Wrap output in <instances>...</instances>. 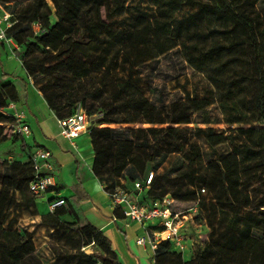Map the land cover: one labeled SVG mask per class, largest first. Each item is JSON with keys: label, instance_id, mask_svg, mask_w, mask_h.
Here are the masks:
<instances>
[{"label": "trees", "instance_id": "16d2710c", "mask_svg": "<svg viewBox=\"0 0 264 264\" xmlns=\"http://www.w3.org/2000/svg\"><path fill=\"white\" fill-rule=\"evenodd\" d=\"M49 1L51 6L46 0H0L13 23L7 36L21 47L17 56L27 76L48 78L38 91L49 109L62 120L79 104L88 116H96V124L138 125L90 128L92 171L104 182V190L114 194L119 179L113 178L124 174L139 204L150 206L167 196V191L153 187V171L147 188L134 189L148 175L140 179L129 162L135 150H143L154 171L175 156L168 171L192 188L182 194L197 196L193 207L197 222L209 229L206 240L189 259L169 241L158 240L154 264H264V13L257 9L260 1L146 0L150 14L120 20L111 19L110 0ZM173 54L207 80L210 96L183 90L182 97L166 103L161 89L154 88L155 97L149 95L137 70ZM89 81L97 82L92 90L84 84ZM18 101L15 85H0V142L6 136L5 126L15 124V118L3 111ZM213 104L221 111L227 135L210 128L195 132L168 128ZM194 135L202 136L212 148L226 146L228 151L204 169L201 149L191 142ZM0 167V264H45L35 254V228L19 230L11 220L4 222L7 211H35L38 197L28 189L34 178L32 163L0 161ZM58 191L53 187L47 193ZM57 199L61 198L52 196L48 202ZM64 202L41 215L36 226L63 231L71 245L60 256L66 264H118L104 232L81 216L75 202ZM122 210L116 206L114 217L122 219ZM65 216L72 222H65ZM88 248L95 250L84 253Z\"/></svg>", "mask_w": 264, "mask_h": 264}, {"label": "rangeland", "instance_id": "374dc122", "mask_svg": "<svg viewBox=\"0 0 264 264\" xmlns=\"http://www.w3.org/2000/svg\"><path fill=\"white\" fill-rule=\"evenodd\" d=\"M20 0H11L16 2ZM258 10L264 13V0H259ZM46 2L51 6L50 1ZM6 10V9H5ZM150 9L147 7L146 0H110L109 13L111 19L120 20L125 17H133L140 14H150ZM37 32L38 27H34ZM15 45L19 50L17 44ZM138 76L141 77V84L149 92L150 96H156L155 89H161L163 92L164 101L166 103L173 99L183 96V90H187L191 93L197 92L198 96L211 95L212 88L207 80L200 74L194 72L191 68L187 67L181 59L173 54L171 56L161 58L158 62L142 67L137 70ZM48 78L41 75L32 78V83L36 89L44 84ZM74 84V83H73ZM86 88L92 90L96 87V83L85 82ZM79 87L78 84H74ZM83 85V84H82ZM80 85V86H82ZM79 104H76L74 109ZM138 125L127 126V125H106V124H90L89 128H135ZM142 127H146L143 125ZM6 136L3 141L0 142V161H29L31 153V143L25 138L17 135L12 125H6ZM171 129H188L195 132L197 129H212L215 133L225 132L227 135V127L222 121V114L218 105H210L207 109L192 115L191 118L180 121L178 124L168 126ZM191 142L197 144L202 152L203 156V168L207 166L212 160H217L219 156L225 154L228 151L226 146H218L216 148L210 147L202 136L194 135ZM175 156H171L158 170L154 171L152 163L149 162L150 158L143 150H135L134 155L131 158L129 164H131L139 178H143L149 175L151 171L154 173L153 187L155 190H165L168 192L167 197L172 200V209L176 213L186 215V219L183 220V227L181 229L185 239V252L184 258L189 259L198 247H200L204 240L208 236L209 229L204 222H197L196 213L190 211V209L197 203L196 195L182 194L192 190L188 186L186 180L176 177L173 173L169 172V168L174 165L172 161ZM178 162H181L179 160ZM175 162V165L179 163ZM1 169V167H0ZM113 179H119V188L114 190L115 193H122L128 191V198L131 200L133 192H131L130 183L124 174H120L118 177ZM111 179V180H113ZM104 182H102V185ZM38 198L35 201L34 210H18L9 214L6 213L5 224L11 220L12 227L21 229H27L31 231L35 228L34 234V245L36 256L45 264H66V261L60 256L65 252H69L71 245L67 244L63 231H53L45 227H37L36 224L39 219L36 220L34 214H39L37 209V203L40 202ZM43 201V200H42ZM45 202V201H44ZM149 206V203L145 204ZM187 209V210H186ZM9 214V215H8ZM149 226H156L155 224H146ZM95 249H85L84 253L90 254ZM60 258V260H58Z\"/></svg>", "mask_w": 264, "mask_h": 264}, {"label": "crops", "instance_id": "0c3cea01", "mask_svg": "<svg viewBox=\"0 0 264 264\" xmlns=\"http://www.w3.org/2000/svg\"><path fill=\"white\" fill-rule=\"evenodd\" d=\"M18 50L15 45L0 43V85H15L19 95L16 108L23 112L31 130V135L25 139L32 148L40 147L50 153L55 187L59 190L57 194L51 192L38 197L41 201L37 203L39 214L35 219L50 212L48 200L52 196L75 202L81 216L104 232L118 264H154L153 250L148 245L136 244L144 227L114 217L111 198L93 174L91 129L72 140L60 135L58 119L27 76L17 56ZM63 220L72 222L70 216Z\"/></svg>", "mask_w": 264, "mask_h": 264}, {"label": "built area", "instance_id": "2783aa9c", "mask_svg": "<svg viewBox=\"0 0 264 264\" xmlns=\"http://www.w3.org/2000/svg\"><path fill=\"white\" fill-rule=\"evenodd\" d=\"M10 18V14L0 4V43L14 44V41L7 36V30L13 24ZM3 113L15 118V124L12 127L17 135L22 138H27L31 135V130L24 121V114L16 108V103L9 104ZM95 121L96 116H88L80 106H77L70 117L58 120L60 135L72 140L79 134L86 132L89 129V125ZM50 159L51 156L47 150L40 147L32 148L30 161L34 170V178L29 183L28 189L36 197L45 195L49 189L55 187L54 169ZM151 179L152 173L144 180V184L136 183L134 189L140 192L143 188H147L150 185ZM109 197L111 198L113 209L116 206H122L124 219L136 222L144 227L143 235L136 239L137 245H148L154 250L156 241H169L178 252L184 255L185 239L181 229L186 215L172 211V200L169 197L166 196L150 206L139 204L136 195L130 200L128 194L123 192L109 194ZM64 204L63 199H57L50 202L48 208L50 211H53L55 208L63 206ZM190 211L194 213L196 212V208L192 207ZM148 223L155 224L160 229L150 231L145 227Z\"/></svg>", "mask_w": 264, "mask_h": 264}]
</instances>
